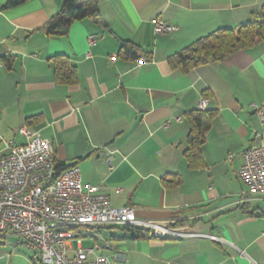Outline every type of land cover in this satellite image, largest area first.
<instances>
[{
	"label": "crops",
	"instance_id": "0c3cea01",
	"mask_svg": "<svg viewBox=\"0 0 264 264\" xmlns=\"http://www.w3.org/2000/svg\"><path fill=\"white\" fill-rule=\"evenodd\" d=\"M63 2L0 9V156L7 141L26 143L19 129L27 125L52 140L59 162L81 167L84 184L107 191L114 206L202 234L147 230L141 237L133 227L87 226L85 236L96 232L99 252L114 262L264 264V201H241L247 187L237 176L246 149L264 143V120L252 107L264 112V41L187 71L168 59L201 36L249 21L264 0H98L99 17L49 36L42 27ZM156 18L171 29L156 33ZM123 43L147 61L120 53ZM55 55L76 65L75 83L58 81ZM202 98L209 99V117L201 157L191 163L192 112ZM14 241L0 238V264H41L40 255Z\"/></svg>",
	"mask_w": 264,
	"mask_h": 264
},
{
	"label": "built area",
	"instance_id": "2783aa9c",
	"mask_svg": "<svg viewBox=\"0 0 264 264\" xmlns=\"http://www.w3.org/2000/svg\"><path fill=\"white\" fill-rule=\"evenodd\" d=\"M153 21L156 33L171 29L161 19ZM89 41L95 45L97 36L91 35ZM146 61L142 58L138 62ZM208 101L202 98L198 108L205 110ZM252 107L264 120L263 108L256 104ZM19 132L27 138L26 143L7 141L0 156V238L7 241L14 237V242L38 251L43 264H119L99 252V242L84 245L80 233L84 226L138 227L158 237L202 235L170 222L141 219L131 205L114 206L107 191L83 183L79 165L57 169L58 159L50 138L27 125ZM237 176L247 187L241 201H264V143L246 149ZM210 237L219 239L216 235Z\"/></svg>",
	"mask_w": 264,
	"mask_h": 264
},
{
	"label": "trees",
	"instance_id": "16d2710c",
	"mask_svg": "<svg viewBox=\"0 0 264 264\" xmlns=\"http://www.w3.org/2000/svg\"><path fill=\"white\" fill-rule=\"evenodd\" d=\"M28 0H7L0 9H6L21 5ZM90 1L91 4L85 2ZM100 15L98 0H64L58 14L53 16L42 29L49 36H65L69 33L71 25L77 20L84 18H97ZM264 41V6L254 12L249 21L239 24L236 27L219 28L207 35L194 40L184 49L169 56V62L174 68H181L187 71L194 67L222 61L230 54L239 50L254 46L257 42ZM120 53L127 58L139 61L148 57L142 55L137 46L123 43ZM55 72L59 82L65 84L75 83L77 80L76 65L66 55H55ZM9 64V63H8ZM192 128L189 133L190 146L186 150L188 160L193 163L195 157H201L200 148L204 142L206 131V118L209 114L205 110L193 111ZM34 117H30L29 121ZM66 164L57 163V169L67 168ZM179 179H172L169 184L176 185ZM131 227V226H125ZM140 236H147V230L133 227ZM40 263L42 260L40 259Z\"/></svg>",
	"mask_w": 264,
	"mask_h": 264
},
{
	"label": "rangeland",
	"instance_id": "374dc122",
	"mask_svg": "<svg viewBox=\"0 0 264 264\" xmlns=\"http://www.w3.org/2000/svg\"><path fill=\"white\" fill-rule=\"evenodd\" d=\"M245 191H247V189H245ZM80 233L83 235L82 236V239L84 241V245L85 246H92V245H94L95 244L94 242L96 241L95 240V237H99V235L96 234V232L95 233L94 232H90L89 233L90 235L85 236L88 233L87 226L81 227L80 228ZM34 251L32 250L31 252L33 254L36 252L37 255H40V253L38 251H35V252ZM40 259H41V257H40Z\"/></svg>",
	"mask_w": 264,
	"mask_h": 264
}]
</instances>
